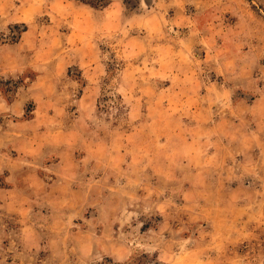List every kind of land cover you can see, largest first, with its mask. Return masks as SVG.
<instances>
[{
	"label": "rangeland",
	"instance_id": "rangeland-1",
	"mask_svg": "<svg viewBox=\"0 0 264 264\" xmlns=\"http://www.w3.org/2000/svg\"><path fill=\"white\" fill-rule=\"evenodd\" d=\"M82 3L0 0V264H264V0Z\"/></svg>",
	"mask_w": 264,
	"mask_h": 264
},
{
	"label": "trees",
	"instance_id": "trees-1",
	"mask_svg": "<svg viewBox=\"0 0 264 264\" xmlns=\"http://www.w3.org/2000/svg\"><path fill=\"white\" fill-rule=\"evenodd\" d=\"M80 1L89 4L90 6H93L95 8H103L109 3L110 0H80ZM124 3L127 6H134L133 0H124ZM103 264H113V262L109 259H105Z\"/></svg>",
	"mask_w": 264,
	"mask_h": 264
},
{
	"label": "crops",
	"instance_id": "crops-1",
	"mask_svg": "<svg viewBox=\"0 0 264 264\" xmlns=\"http://www.w3.org/2000/svg\"><path fill=\"white\" fill-rule=\"evenodd\" d=\"M64 1V0H63ZM78 2H80V3H82L81 1H79V0H77ZM83 5L85 4L86 5V3H82ZM261 99L259 98H257V97H255V98H253V100L251 101L253 104H252V106H255L259 101H260ZM254 115V114H253ZM254 128V127H253ZM263 127L257 122V124L255 125V129H253L254 131H258V132H260V129H261V131H263V129H262Z\"/></svg>",
	"mask_w": 264,
	"mask_h": 264
}]
</instances>
